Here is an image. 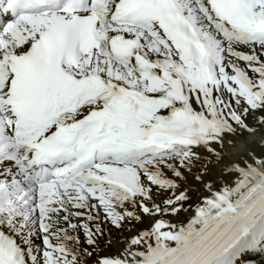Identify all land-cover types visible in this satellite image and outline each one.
Wrapping results in <instances>:
<instances>
[{
  "label": "snow or ice",
  "instance_id": "1",
  "mask_svg": "<svg viewBox=\"0 0 264 264\" xmlns=\"http://www.w3.org/2000/svg\"><path fill=\"white\" fill-rule=\"evenodd\" d=\"M0 264H264V0H0Z\"/></svg>",
  "mask_w": 264,
  "mask_h": 264
},
{
  "label": "bare ground",
  "instance_id": "2",
  "mask_svg": "<svg viewBox=\"0 0 264 264\" xmlns=\"http://www.w3.org/2000/svg\"><path fill=\"white\" fill-rule=\"evenodd\" d=\"M260 138V134H257L256 137H252V139H259Z\"/></svg>",
  "mask_w": 264,
  "mask_h": 264
}]
</instances>
